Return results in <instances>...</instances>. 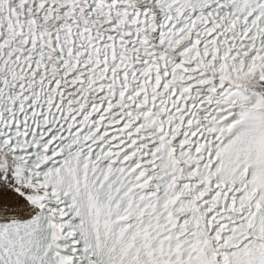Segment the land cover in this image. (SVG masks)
Here are the masks:
<instances>
[{
  "label": "snow or ice",
  "instance_id": "obj_1",
  "mask_svg": "<svg viewBox=\"0 0 264 264\" xmlns=\"http://www.w3.org/2000/svg\"><path fill=\"white\" fill-rule=\"evenodd\" d=\"M0 264H264V0H0Z\"/></svg>",
  "mask_w": 264,
  "mask_h": 264
}]
</instances>
